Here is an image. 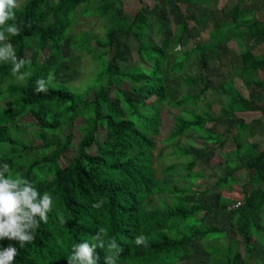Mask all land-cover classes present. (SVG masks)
<instances>
[{"label": "trees", "instance_id": "1", "mask_svg": "<svg viewBox=\"0 0 264 264\" xmlns=\"http://www.w3.org/2000/svg\"><path fill=\"white\" fill-rule=\"evenodd\" d=\"M90 1L26 0L16 11L22 29L19 35L10 36L9 42L18 57L30 61L21 71L30 70L32 75L22 83L17 82L11 76V64L0 63V100L6 102L0 107V164L8 163L13 172L32 181L41 194L49 192L54 206L48 222H41L35 230L33 242L20 248L17 242L5 239L0 241V247L12 244L18 249L15 264H68L67 256L73 245L94 242L93 237L99 231L105 244L115 239L119 246L135 244V237L146 236L150 249L134 247L135 264H179L204 241L208 259L200 264H243L241 243L245 245L247 261L263 264L264 190L256 185L264 182V149L248 143L244 133L253 132L264 115V99H247L234 88L228 90L233 84L229 80L219 91L227 94L229 101L222 105L206 104L207 109L200 112L195 107L211 86V80H207V87L199 94L172 102L167 74H183L195 60L209 71L208 61L218 59L217 47L228 48L232 38L240 43L241 39L264 36V22L246 18V14L242 16L238 5L225 4L222 18L217 19L212 13L209 16L214 24L211 35H215L217 42L204 45L201 38H195V45L185 49L184 37L189 35L190 28L195 25L203 30L207 28V17L195 20L192 9L214 0H165L178 12L184 11L176 23V33L165 23L153 28V20L144 11L135 13L132 20L125 19L122 12V17L110 14L111 28L98 45L108 48L112 58L102 61V53L96 57L104 70L82 94L58 81V73L68 61L63 42L70 38L71 27L76 24L75 13L82 5L91 4ZM118 3L122 1L106 0L99 6L105 8L102 15L107 17L121 10ZM152 29L162 38L158 43L150 40ZM131 35L137 40L141 63L122 69L115 63L129 61ZM81 45L92 52L84 40ZM241 56L243 69L238 76L246 86L264 90V44L243 50ZM259 73L263 76L255 78ZM49 76L54 78L47 85L48 92L36 93L35 81L47 80ZM185 81L191 85L195 78L186 77ZM167 102L176 108L189 109L174 114L169 136L159 141ZM238 113H250L251 121L246 122ZM20 118L26 121L21 120L23 128L18 123ZM226 118L236 119V129L227 130L225 140L218 134L206 137L204 131ZM30 126L38 127L32 131L33 140L24 136ZM66 127L70 132L61 136L60 131ZM72 130L81 135L79 148L62 165L60 160L67 156L73 144ZM13 131L21 132L22 140ZM100 131L105 134H99ZM186 134H197L208 150L227 156L230 173L217 177L213 187L201 188L202 176L193 172L198 163L192 160L188 145H175ZM231 141L236 143V149L226 154L223 148ZM159 143H173L176 159L188 158L185 178L192 182L182 189L163 182V177L171 175L178 164L165 166L157 155ZM210 144H214L213 148ZM240 170L248 173L242 198L234 190L231 192L230 187L232 184L233 188L235 173ZM211 188L225 194L219 198L221 208L215 209H229V231L228 225L220 227L214 222L204 225L208 216L213 215V209L206 207L198 196L206 195ZM157 196L163 208L149 206ZM97 203L100 207L93 206ZM61 214L65 223L60 222ZM158 232L162 240L153 237ZM259 243L263 245L262 255H259ZM152 250L157 256L150 263ZM106 252L107 248L101 258Z\"/></svg>", "mask_w": 264, "mask_h": 264}, {"label": "rangeland", "instance_id": "2", "mask_svg": "<svg viewBox=\"0 0 264 264\" xmlns=\"http://www.w3.org/2000/svg\"><path fill=\"white\" fill-rule=\"evenodd\" d=\"M25 0H18V6ZM122 3H118L121 5V10L114 11L113 13L107 14V17L102 15V11L105 8H99V6L103 5L106 0H91V4H84L82 7L78 8L76 11L75 18L78 19V22L71 27V31L69 33V37L65 39L63 42L64 47V57L68 59L66 66L58 73V81L63 84H67L68 86L73 87V89L79 93H84L88 88L93 86V83L97 80L98 74L104 70V65L101 62H98L97 56L101 53L104 54L102 61L111 60L112 54H110L108 48L101 47L98 45L100 40H105L107 32L109 28H111V19L110 14L115 15L117 17H123L125 19L132 20L135 13L138 11H144L149 14L153 20V28H157L155 26L159 25V23H165L167 26L176 33V23H178L179 18L183 16V10L178 12L177 8L175 9L173 5H167L165 0H121ZM89 6V7H88ZM87 9L89 10L87 12ZM84 11V13H83ZM122 12V14H121ZM203 10H199V12H193L192 16L195 20L203 14ZM209 27L211 25L209 24ZM213 32V28H206L203 30L198 28L196 25L194 28H190L189 35H185L184 42H186L184 48L190 49L195 45V38H202V44H208L215 41V38L211 33ZM168 34L170 32L168 31ZM150 40L158 43L162 40V38L156 36L155 29H152L150 33ZM81 40V42H80ZM85 41L88 47H91L92 52L89 51L86 47L82 46L81 43ZM213 40V41H212ZM80 42V43H79ZM128 44L130 47L131 53L128 56V62L117 61L115 64L120 66L122 69L134 68L141 63V59L138 53V43L136 38L131 35L128 40ZM251 47V45H249ZM247 44L244 42L240 43H231L228 48L217 47V60H209V71L204 70L202 64L195 60L188 65L187 70L183 74H167L168 84H169V97L172 102L180 101L182 98L188 97V95H197L201 91H203L207 85V80H211L212 84L207 90V92L202 97V100L195 107V110L204 111L207 109L206 104L215 105V104H223L229 101V96L224 94L223 92H219L220 89L226 85L229 80L232 81V87L237 92L241 93L245 98L252 100H260L264 99V90L259 89L256 86L248 87L244 83L243 79L240 78L238 72H241L243 69V61L241 53L243 50H246ZM41 57H43V52H41ZM31 57V55H30ZM173 60H171L172 62ZM263 75L261 73L256 74L255 78L260 79ZM186 77L195 78V82L191 85H188ZM73 82L70 84V82ZM123 87H127V84H124ZM6 102L0 100V107H4ZM187 108L188 107H183ZM183 108H176L171 105V102H167L164 105V112L162 115L163 124L161 127L162 133L157 140L164 141L169 136L171 132L174 121V114L180 115ZM237 116L243 118L246 122L251 121L252 115L250 113H238ZM239 119V118H238ZM237 119V120H238ZM26 122L24 118H20L18 123L23 128L24 123ZM240 120V119H239ZM236 119H223L217 121L213 124L212 128H208L205 133L206 137H214L212 135L221 136L222 140L228 137L227 130L232 128V130L236 129L234 126ZM37 128V129H36ZM38 130V127L30 126L28 128V132L24 134L25 138L34 139L35 134L32 131ZM15 137H18L22 140V133L13 131ZM70 132L69 128L66 127L60 131V135L67 136ZM74 134V140L72 147L66 152L67 156L63 157L60 160L62 165L68 163L70 158L74 157L76 151H78L81 135L79 131L72 130ZM215 132V133H214ZM214 133V134H213ZM99 134H105V131H100ZM247 135V142L251 144L258 145L259 149H264V116H261V120L253 127V132L244 133ZM102 135V136H103ZM204 140H200L197 137V134H186L183 139H179L177 142L175 141L176 146L188 145V150L192 152L191 158L194 162H197V167L193 168V172L196 175L201 177V188L213 187L214 183L217 180V177H223L226 173H230V169L228 164L226 163L227 156L223 154H218L212 149L208 150L206 144H204ZM173 143H159V149L157 151L158 157L162 160V162L166 165L178 164L173 173L171 175H166L163 177V182L167 183V185H174L178 189H182L186 184H190L188 178H185L187 175V171L184 169L185 163L188 158L185 156L178 160L173 155ZM213 148L214 144L209 145ZM236 149V143L234 141L228 142L225 144L223 150L226 154H230L234 152ZM233 157V159H235ZM247 172L245 170H240L235 173L236 182L230 185L232 191H235L237 197H243V186L247 183L246 176ZM200 181H197L200 182ZM208 181V182H206ZM261 187L264 190V182L260 181L256 187ZM223 193H217L215 188H211L210 191L207 192L206 195L198 196V199L209 209H213L212 214L208 216V220L204 223V225L208 223L214 222L217 226L225 227L229 224L231 218L229 214V209L226 211L218 210L215 208H221L219 198L224 196ZM231 201V200H230ZM232 202V201H231ZM150 207H162L163 203L160 201V197L152 198ZM230 227L227 226V231H229ZM228 233V232H227ZM226 233V235H227ZM231 234L229 235V237ZM255 241L256 238H255ZM197 242V241H196ZM195 243V242H194ZM211 244H214V241H210ZM258 249L260 251L259 255H262L263 245L262 243L257 244ZM192 248V247H191ZM196 252H193L192 255H187L185 260H181L179 264H200V262L208 259L206 253V241L196 245ZM239 250L243 255V264H253L247 261L246 257V248L243 243L240 244ZM264 260V259H263ZM264 264V261H263Z\"/></svg>", "mask_w": 264, "mask_h": 264}, {"label": "clouds", "instance_id": "3", "mask_svg": "<svg viewBox=\"0 0 264 264\" xmlns=\"http://www.w3.org/2000/svg\"><path fill=\"white\" fill-rule=\"evenodd\" d=\"M24 2L18 6V0H0V63L11 64V76L20 83L32 75L30 70L21 71L26 63L30 64V61L17 56L14 45L9 42V37L17 36L21 32L22 25L17 22L16 11ZM77 22L78 19H76ZM53 78L49 76L47 80L37 79L34 91L38 94L48 92L47 85ZM53 206L54 201L49 192L41 194L32 181L19 172H13L8 163L0 164V241L5 239L15 241L20 248L33 242L35 230L40 227L41 222H48ZM93 206L100 207V204ZM59 219L61 223H65L62 214L59 215ZM156 235L153 236L155 239L162 240L161 233L158 232ZM93 240L92 243L84 241L73 245L71 254L67 256L68 264L102 262L104 264H129L132 261L135 264L133 248L137 246L140 249H150L149 244L147 245V237L142 234L134 238L135 244H124L123 246H119L115 239L105 244L103 234L99 231ZM97 248L99 250L96 252ZM106 248L108 254L101 258L100 255ZM18 255V249L12 244L0 247V264H15ZM156 256L157 254L152 250L150 263Z\"/></svg>", "mask_w": 264, "mask_h": 264}, {"label": "crops", "instance_id": "4", "mask_svg": "<svg viewBox=\"0 0 264 264\" xmlns=\"http://www.w3.org/2000/svg\"><path fill=\"white\" fill-rule=\"evenodd\" d=\"M225 4H229L230 6L238 5L241 7L242 16L246 14L247 15L246 18H251V19L256 18L257 20L264 22V0H214L213 2L207 4L206 6L194 7L192 11L194 10V12L198 13L199 10H203L204 13L201 14L198 18L207 17V28H214V24L211 21V18L209 16L212 13L217 19L222 18V15H223L222 7ZM209 24L211 25V27H209ZM217 40L218 39H215L214 42L216 43ZM237 40L238 39L232 38L231 43H238ZM241 40L242 42L247 44V47L249 49H252V48H255V47H258L264 44V36L257 37L253 40H250V39H241ZM249 45H251V47H249Z\"/></svg>", "mask_w": 264, "mask_h": 264}]
</instances>
